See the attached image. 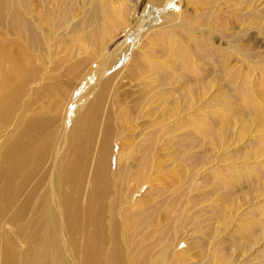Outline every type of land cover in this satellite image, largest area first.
I'll use <instances>...</instances> for the list:
<instances>
[{"label":"bare ground","instance_id":"1","mask_svg":"<svg viewBox=\"0 0 264 264\" xmlns=\"http://www.w3.org/2000/svg\"><path fill=\"white\" fill-rule=\"evenodd\" d=\"M114 1H119V4L114 5ZM139 2L0 0V239L4 241L2 223L9 213V223L15 224L26 215V211L29 212L35 217L32 226L36 229L26 245L27 254L24 253L21 259L8 242L0 245L3 264H130L133 255L141 259L135 264H174L168 263L172 258H176L174 262L179 264H191L185 257L180 261L176 257L179 252V256L187 255L185 250L178 252L173 248L179 228L172 229L174 237L171 235L170 240L169 236L166 239L157 237L159 240L154 243L158 248L163 246L160 250L154 245L150 250L146 248L151 235L149 231L143 235L139 233L141 236L132 233L142 242L135 243L131 239L132 247L127 251L128 235L125 241L122 239L124 232L119 236L123 229L120 232L121 224L116 214L122 206L118 203L121 200H116V195L112 202L111 196L129 183H139L142 177L157 172L159 144L164 134L175 132L176 126L185 125L182 117L184 121L196 116L209 117L212 108L217 111L223 109L224 101L222 103L218 97L236 98L244 85L249 84L246 74L241 80L238 78L242 70L236 64L238 59L234 58L243 51L238 44L243 33L232 31L223 21L214 22L217 16L213 9L206 14L207 9L201 18L172 11L160 18L159 25L145 33L144 37L152 43L147 47L143 39L141 47L136 49L138 34L142 35L146 30L143 22L133 24ZM166 2L147 0V9L164 7ZM38 7L41 9L36 17L39 19L42 16V22L35 21L33 17ZM122 34L129 35L128 43L112 51L113 43ZM216 38L220 42L225 40L227 48L217 43ZM60 54L64 56L55 59ZM126 54L128 70L125 74L115 72L104 79L114 65L120 68L124 65L121 57ZM244 56L245 66L252 64V54ZM259 59L264 65V57ZM53 60L59 66L74 61L77 69L90 68L87 77L93 71L92 66H96L93 81L97 78V86H93L82 98V103L85 102L82 106L71 108L70 105V121L67 124L64 121L60 128L59 104L52 102L53 111L48 110L44 107L47 100L44 102L39 91L33 88L39 79L35 61L44 65ZM123 78L128 85L135 84L129 86L127 92L117 94L116 91L123 85ZM157 88L164 91L155 96ZM93 91L100 92L95 101L87 102ZM59 93L57 90L54 95ZM129 99L132 105L122 108ZM225 108H230L229 102H225ZM133 114L138 115L139 130L137 133L128 130L127 137L121 142L120 133L131 122L130 115ZM206 119L203 123L196 120L198 125L195 127L199 133L206 131ZM220 127L219 133H216L218 137L210 143H213L209 149L211 152H224L231 145L228 141L235 138L228 137V130ZM10 128L14 131L10 132ZM6 131L7 134H4ZM134 140L138 142L130 145ZM115 142L127 144L130 148L121 153L123 167L116 166L113 176L110 159ZM192 149L191 143L182 148L185 167L188 161L201 159L194 155L198 151L190 152ZM206 149L203 151L208 153ZM204 156L203 160L210 158L208 154ZM183 171L186 175L190 173L191 178L199 174L196 169ZM232 182H228L230 186ZM138 183V186L141 185ZM233 186L228 188L233 189ZM182 187L183 183L179 188ZM187 194L189 192L184 188L179 196L175 194L174 200L163 204L169 208L166 217H178V214L175 217L178 211L173 208L180 200H190L191 194ZM225 195L230 197L220 198L235 201L234 194ZM185 200V205L181 201L178 203L182 208L179 215H186L185 206L189 201ZM26 206H29V211ZM172 210H175L174 214ZM149 211L148 208L146 213ZM226 223L224 220L223 225ZM24 229L20 230L21 237ZM211 238H214L212 234L209 235ZM242 238V241L236 240L232 245L239 246L243 253L257 244L253 235H243ZM170 242L172 246L168 245ZM18 256L21 255L18 253Z\"/></svg>","mask_w":264,"mask_h":264},{"label":"rangeland","instance_id":"2","mask_svg":"<svg viewBox=\"0 0 264 264\" xmlns=\"http://www.w3.org/2000/svg\"><path fill=\"white\" fill-rule=\"evenodd\" d=\"M182 1L167 0V2L164 4V7L158 6L159 8L155 7L148 10L147 0H140L137 7V13L134 17L136 20L133 21V24L135 22H143V24H146V30L144 33H142V35L138 34V41L136 42L135 48L137 49L138 47H141L144 40V44L147 47L149 43H152L147 41L146 37H144L145 33L149 28L159 25L160 18L162 16H166L169 12H184V15H187L188 17L193 15L194 18L196 16L201 18L207 9L209 11H207L206 14H209V12H211L213 9V11H215V16H217L214 19V22L223 21L227 28L232 29V31L235 32L242 31L243 33L240 34V41L238 43L241 45L243 51L239 52L240 54L238 53V55H236L234 58L238 59L236 64L242 70L239 73L238 78L241 80L242 76L246 74L249 84L244 85L241 92H238V96H236V98L229 99L224 96L223 98L218 97L222 103L224 101V106H222L223 109L217 111L212 108L210 110L211 112L209 111L211 114L209 117L196 116L193 119L191 118L186 121H184L182 117V121L185 125L176 126L175 132H167L166 135L164 134V137L159 144L160 162H157L159 163V169L155 167L157 168L155 169L157 172H151L146 177H142L139 181L141 184L139 186L137 185L138 182L134 183L133 181L126 185L125 188L120 189L121 193L119 192L112 194V202L114 200V196L116 197L117 195L116 200H121L118 203L122 204V209L120 208L121 210L119 209L116 211L117 217L121 224L120 232L121 229H123L121 232L122 234L120 233L119 236H122L125 233V236L122 238L125 241L126 235H128L126 247L127 251H129V249L132 247L130 240L133 239L135 243H141L142 241L140 240V237L135 235L138 234L141 236L149 231L151 235L148 239L149 241L147 242L149 245H152L149 247L147 244L146 248L150 250L153 245H157V243H154L155 240L157 241L161 238L166 239L168 236L170 240L171 235L173 236L171 232L173 231L172 229L179 228L176 235L177 242L173 248L178 252L179 250H185L187 255L179 256L180 252H176L178 261L185 257L190 260L191 264H264V232L261 233V230H264V65H262L259 59V57H264V0ZM117 4H119V1H116V3L114 1V5ZM40 9L41 7H38L34 11L35 14L33 16L34 20L38 22H42L43 19L42 16H40L39 19L36 17L37 12H39ZM190 19L191 18H189L188 21H190ZM129 38V35L126 36L122 34L113 43L111 50L113 51L120 46H125L128 43ZM215 41H218L217 43H221L223 44L224 48H227L225 40L224 42H220L221 40H217L216 38ZM246 53L252 54L253 62L249 66H245L243 62V60H245L244 55H246ZM63 56V54H60L56 56L55 59H61ZM127 57V54L121 57L122 64H124L121 68L119 65H114L110 70L109 75L103 78L105 79L110 77L111 74L115 72H123L125 74V72L128 70ZM35 65L39 70V79L33 84V88L39 91L40 96L44 98V102L47 100L44 107L48 108V110L53 111L52 102L59 104V108H61V115H58V113H56V115H58L60 118V123L58 124L60 128V124H65L66 122L70 121V105L71 108L73 106L76 108V105L77 107L82 106L85 103H82V98L88 95L87 92L93 86H97V78L93 81V73L96 66H92L93 71L91 75L87 77V73L89 72L90 68L85 70L80 68L77 69L74 66V61L71 63H62L60 66L55 62V60L47 61L44 65H41V63L35 61ZM131 84V86H133L135 83ZM129 86L130 85H128L123 78V85L121 89L116 91V93L120 94L125 91L127 92L130 90L131 86ZM244 88L247 89V92H245ZM57 90H59L60 93L58 96H55L54 92ZM163 91V89L160 90V88H157L155 96L160 95ZM99 92L93 91L91 95H89L87 102L95 101ZM225 102H229L230 108H225ZM126 105H132L130 99L125 101V104L122 105V108ZM152 111L154 112V110ZM153 112L151 114H153ZM66 115H68L67 119ZM152 118L154 117H151L150 119ZM130 119L131 122H128L126 129L122 130L120 133L121 142H123V139L127 137L126 133L128 130H135V133H137L139 130L138 115H130ZM205 119L207 121L206 124L208 125L206 131H204L206 133H199L195 127L198 125L197 121L203 123ZM220 126H223L222 130H228V137L230 136V138H232V136H235V138H233L235 141H228V145L230 143L231 145H229L228 149L226 148L224 152H215L216 150L211 152L209 149L212 148L213 143H210L213 141L214 137L217 136L216 133H219L218 130H220ZM3 128L6 130V127ZM13 131L14 130L10 128V132ZM5 133L7 134V131L4 132V134ZM187 135L190 136V138ZM192 137H194V139ZM184 141L185 143H183ZM121 142H115L113 154L110 159L113 176L115 174L116 166L123 167V161L122 164L120 163L121 153L130 148L127 144H123ZM136 142L138 141L134 140L129 144L131 145ZM187 143H191L194 147V149H192L193 151L190 150V152L193 154L198 151L199 153L196 152L194 155L199 157V159L201 157V159L198 161H188V166L185 167L186 163L183 161L184 157H182V148H186ZM206 148H208V153L203 151L207 150ZM203 154L210 155V158L206 157V159L203 160L202 158L205 157ZM206 164L210 166L205 167L207 166ZM202 166L204 167L202 168ZM232 166H237V168H232V171ZM186 169L187 172L192 171V169H196L199 174L196 173L194 176L192 175L194 178H191L189 173L188 177L186 172L183 171ZM203 170L207 172L203 173ZM214 170H216V173H214ZM208 172H210V174ZM231 181H235V183L232 182L231 184L232 186L234 185L233 187L235 189L228 188L232 187L229 185ZM181 183H183L184 186L182 189L179 188ZM134 184L137 185V187L134 186ZM184 188L187 192H189V195L191 194L190 200H185L186 198L184 199L185 201H189V205L186 204L185 206L186 215H179V210L182 209L178 206L180 204L179 202L181 201L183 204L185 202L184 200L178 201V199L177 201L179 204L177 203L176 205L174 202L176 205L174 206L176 208H173L178 211L175 214V217L177 214L178 217H166V215L169 214L167 213L169 208L167 205L163 204L171 200L175 194H178L179 196ZM225 191L231 195L234 194L233 198L235 201H225V198H220L230 197V195H225ZM118 194L120 195V198L118 197ZM257 194H260V196L257 197ZM189 195L187 194V196ZM22 199L23 198H21V200ZM215 204H219V206L217 207ZM154 205L156 206L152 211ZM28 207L29 206H26V209H28ZM148 208L150 209V213H146ZM25 213L26 215H24L22 219L17 220L15 224L9 223L8 218L10 219L11 214L9 213L8 218L5 217L2 223L3 228L1 229L2 232L5 233H2V236L4 235V241L8 242L9 245H11L10 247L15 249L18 259H21L24 253L27 254L26 245L30 241V237L32 236L31 233L36 230L32 226V221L35 220V217H33V215L31 216V214L27 211ZM171 215L172 214L170 213V216ZM180 218L181 221H178ZM224 220L227 221L225 225H223ZM144 222L147 226L143 225ZM170 223L173 224L171 225ZM157 225L161 229H159V227L157 228ZM153 227L155 228L153 229ZM23 228L25 229L23 231V236L21 237L20 230ZM155 230L157 231L156 233ZM162 230V233H158V231ZM250 232L251 234H249ZM132 233H135V235ZM139 233H141V235ZM156 234H160L161 236H156ZM210 234L214 236L213 239H209ZM243 235H253V238L257 240V244L253 245L251 249L246 251L247 253H243L239 246L236 247L232 245V243L236 240L238 242L242 241ZM4 241L0 239V245H2ZM179 242L182 244L175 248ZM225 242L227 243L225 244ZM168 245L172 246V243L170 242ZM162 247V245L159 246L160 249H162ZM146 248L145 250H148ZM157 252L159 253L158 250ZM18 253L21 255L20 257L18 256ZM139 259L140 258H137L133 255L130 258V264H135V262H137ZM174 259L176 258H172L168 261V263H180L174 262ZM0 264H3L1 252Z\"/></svg>","mask_w":264,"mask_h":264}]
</instances>
